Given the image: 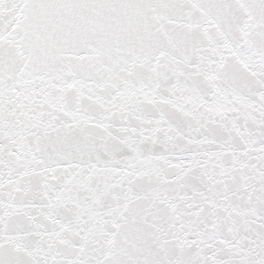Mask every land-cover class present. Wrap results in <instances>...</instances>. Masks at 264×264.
<instances>
[{
	"label": "snow or ice",
	"instance_id": "1",
	"mask_svg": "<svg viewBox=\"0 0 264 264\" xmlns=\"http://www.w3.org/2000/svg\"><path fill=\"white\" fill-rule=\"evenodd\" d=\"M0 264H264V0H0Z\"/></svg>",
	"mask_w": 264,
	"mask_h": 264
}]
</instances>
